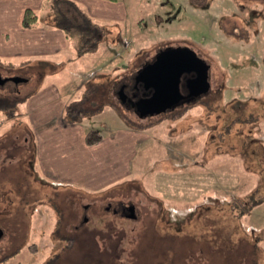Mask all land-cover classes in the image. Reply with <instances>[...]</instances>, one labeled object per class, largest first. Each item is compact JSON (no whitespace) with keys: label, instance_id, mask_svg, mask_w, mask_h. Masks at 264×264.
Here are the masks:
<instances>
[{"label":"rangeland","instance_id":"rangeland-1","mask_svg":"<svg viewBox=\"0 0 264 264\" xmlns=\"http://www.w3.org/2000/svg\"><path fill=\"white\" fill-rule=\"evenodd\" d=\"M126 2L128 19H95L98 35L72 12L86 35L68 69L77 100L83 73L101 74L83 85L96 110L86 124L149 133L133 174L106 195L42 185L27 167L26 98L38 82L0 84V264H264V0ZM170 47L196 51L211 88L141 120L124 107L122 83Z\"/></svg>","mask_w":264,"mask_h":264},{"label":"crops","instance_id":"crops-1","mask_svg":"<svg viewBox=\"0 0 264 264\" xmlns=\"http://www.w3.org/2000/svg\"><path fill=\"white\" fill-rule=\"evenodd\" d=\"M127 7L126 0H0V58L11 63L6 66L0 62V66L19 69L20 75L27 78L23 82H38L35 91L26 98L25 114L34 136V152L27 167L42 185L73 187L90 195H106L115 193L118 182L133 174L132 160L137 145L147 139L149 133L142 130L139 123L128 122L127 127L118 126L103 133L97 143H87L86 132L93 127L82 118L88 119L96 110L85 107L89 99L88 89L83 85L89 78L96 80L101 74L99 70L83 73L77 87L83 90L84 98L75 99L76 89L69 80L75 72L68 69L74 59L68 56L73 53L72 48L79 45L66 28L73 27L72 12L77 10L88 18L92 33L98 35L95 27L100 24L95 19L111 23L128 19ZM27 8L38 14L33 27L23 25ZM120 33L124 31L120 29ZM120 39L122 44V36ZM71 113L74 117H70ZM2 171L10 177L7 168Z\"/></svg>","mask_w":264,"mask_h":264},{"label":"water","instance_id":"water-1","mask_svg":"<svg viewBox=\"0 0 264 264\" xmlns=\"http://www.w3.org/2000/svg\"><path fill=\"white\" fill-rule=\"evenodd\" d=\"M194 72V76L186 78L187 94L182 92L183 74ZM8 80L15 83L26 81L22 76L0 74V84ZM135 81H141L146 87H152L150 96L139 99L135 105L138 114L143 117L181 104L186 98L199 97L211 88L209 81V65L196 51L189 47H170L159 52L154 61L145 64L136 74ZM128 217H135V206L127 208Z\"/></svg>","mask_w":264,"mask_h":264},{"label":"flooded vegetation","instance_id":"flooded-vegetation-1","mask_svg":"<svg viewBox=\"0 0 264 264\" xmlns=\"http://www.w3.org/2000/svg\"><path fill=\"white\" fill-rule=\"evenodd\" d=\"M194 75H195L194 72L189 73V74H183L182 81H181V89L183 93L187 94L188 92L186 88V84H185L186 78L190 76H194ZM152 91H153L152 87H146L145 84L141 81L136 82L134 80L132 84L124 81L121 87V93H122L121 101L124 107L126 108V110H129V111L134 110L135 115L139 117L140 119H142L143 117H141L137 112L135 103L141 98L150 96ZM196 99H198V97L186 98L183 102L185 101L192 102ZM128 206L124 208L125 213H127Z\"/></svg>","mask_w":264,"mask_h":264},{"label":"trees","instance_id":"trees-1","mask_svg":"<svg viewBox=\"0 0 264 264\" xmlns=\"http://www.w3.org/2000/svg\"><path fill=\"white\" fill-rule=\"evenodd\" d=\"M37 21H38V14L36 13V11L31 8H27L23 16V25L25 27H33L36 25ZM66 28L70 36L76 35V37L79 38V41H78L79 48L78 49L84 50L83 49L84 46L82 45L83 44L82 42H84V38L86 35L84 34V31L78 28H73V27H66ZM89 28L90 29H87V30L85 29V30L88 33H91L93 27H89ZM0 62L4 63V65L6 66H11L10 62H6V61L4 62L1 58H0ZM102 138H103L102 133L95 128H91L86 132V141L88 144H95L98 141H100ZM234 210L237 212V209L235 207H234Z\"/></svg>","mask_w":264,"mask_h":264}]
</instances>
